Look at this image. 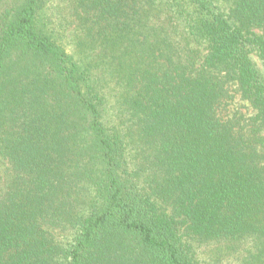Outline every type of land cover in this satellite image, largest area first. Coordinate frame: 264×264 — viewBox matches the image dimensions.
Listing matches in <instances>:
<instances>
[{"label":"trees","instance_id":"obj_1","mask_svg":"<svg viewBox=\"0 0 264 264\" xmlns=\"http://www.w3.org/2000/svg\"><path fill=\"white\" fill-rule=\"evenodd\" d=\"M63 2L0 0V264H264V0Z\"/></svg>","mask_w":264,"mask_h":264},{"label":"rangeland","instance_id":"obj_2","mask_svg":"<svg viewBox=\"0 0 264 264\" xmlns=\"http://www.w3.org/2000/svg\"><path fill=\"white\" fill-rule=\"evenodd\" d=\"M63 0H51V9L59 8V6L64 5ZM235 111H240L243 113H253L252 109L247 102L243 101L240 95H236L234 101L230 102L229 105L223 109L225 116L234 113Z\"/></svg>","mask_w":264,"mask_h":264}]
</instances>
